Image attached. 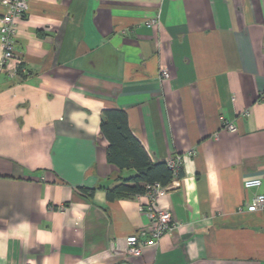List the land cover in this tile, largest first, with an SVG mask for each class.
Instances as JSON below:
<instances>
[{"label": "crops", "instance_id": "obj_1", "mask_svg": "<svg viewBox=\"0 0 264 264\" xmlns=\"http://www.w3.org/2000/svg\"><path fill=\"white\" fill-rule=\"evenodd\" d=\"M26 2L0 68V264H264V0ZM105 108L181 161L158 200L175 226L138 256L145 199H106L136 171L106 160Z\"/></svg>", "mask_w": 264, "mask_h": 264}, {"label": "built area", "instance_id": "obj_2", "mask_svg": "<svg viewBox=\"0 0 264 264\" xmlns=\"http://www.w3.org/2000/svg\"><path fill=\"white\" fill-rule=\"evenodd\" d=\"M5 11L0 14V43L3 48L2 58L0 60V68L5 66L9 61L20 63V59L15 55V42L17 37V23L23 18L28 9L26 0H0ZM159 15L155 14L145 21V26L150 27L158 23ZM160 76L165 78L168 76V71L162 69ZM224 127L234 132L236 126L233 122L227 121ZM168 166L172 169L176 177L181 165L180 158L167 160ZM175 179V178H174ZM245 188H257L261 185L259 178H249L243 182ZM169 189V186H162L158 182L145 186V192L137 195L145 202H141V211L148 218V225L139 230V235L146 236L145 240L139 241L138 235L132 234L126 237L127 250L130 255L138 256L144 246L156 245L161 236L175 226L172 222L171 214L168 209L159 205V197L164 195ZM247 211H264V195L257 193L246 205Z\"/></svg>", "mask_w": 264, "mask_h": 264}, {"label": "trees", "instance_id": "obj_3", "mask_svg": "<svg viewBox=\"0 0 264 264\" xmlns=\"http://www.w3.org/2000/svg\"><path fill=\"white\" fill-rule=\"evenodd\" d=\"M101 136L108 142L105 156L107 162L119 169H134L136 172L127 178H118V183L105 191L107 200L134 197L145 192V186L158 182L169 186L174 178H180V167L176 177L165 160L153 162L140 143L131 133L125 112L118 108H105L101 111ZM90 193V191H89Z\"/></svg>", "mask_w": 264, "mask_h": 264}]
</instances>
